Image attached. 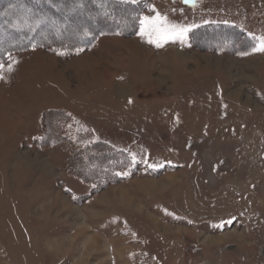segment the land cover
I'll use <instances>...</instances> for the list:
<instances>
[{
	"label": "rangeland",
	"instance_id": "374dc122",
	"mask_svg": "<svg viewBox=\"0 0 264 264\" xmlns=\"http://www.w3.org/2000/svg\"><path fill=\"white\" fill-rule=\"evenodd\" d=\"M66 1L49 31L80 41L104 11L80 19L88 0ZM120 1L145 8L138 35L0 62V264H264V0ZM204 28L214 40L195 46ZM57 111L70 121L43 146ZM99 142L135 174L72 175Z\"/></svg>",
	"mask_w": 264,
	"mask_h": 264
},
{
	"label": "trees",
	"instance_id": "16d2710c",
	"mask_svg": "<svg viewBox=\"0 0 264 264\" xmlns=\"http://www.w3.org/2000/svg\"><path fill=\"white\" fill-rule=\"evenodd\" d=\"M32 1L39 7L37 9L39 11L37 12L38 14L32 12L34 7L28 5V0H11V3H7V13L2 12L3 9H0V31H2L0 32L2 33L0 34V38L6 37L11 42L19 37L23 39V42L17 41L13 45H10L9 48L0 47V62L2 58L5 57L6 59L10 52H19L30 47H39L48 50L51 47L58 48L59 46L70 51L76 48L86 50L91 49L97 42V38L101 35L117 34L125 37L137 35L140 29L139 21L145 10L144 7L141 8L137 4L120 0H88L86 4H83V10L77 14L78 18L85 19L87 14H98L101 10L104 13L94 20L93 29L86 33H83V31L80 41H74L70 37H65L60 30H57V34H52L49 31L50 29L54 30L56 24L62 23V17L66 16L71 9L69 5L71 3L64 0V2H61L62 5H56L51 0ZM1 3L2 0H0V5ZM10 4L11 6H9ZM16 9L19 10L16 12ZM14 13L21 15V17L27 14L28 18L14 19L12 22V18L10 19L9 17L14 15ZM121 20H125L126 23L121 24ZM114 22H119V24H114ZM26 26L29 30L28 32H23ZM66 27L68 25H65ZM72 27L78 28L76 24H73ZM208 29H199L200 32L194 39L195 46L199 41L203 43L208 39L214 40L215 34L211 33V30ZM218 30H221V32L227 30H231L233 33L236 32L235 29L227 26L219 27ZM223 36H226L225 41L227 43L230 35L224 34ZM206 50L208 49L206 48ZM64 112L57 111L55 113H48L42 117L45 130L41 141L43 146L62 141V130L65 128V124L70 121V117ZM134 167H136L135 163L129 155L115 151L102 142L93 143L78 149L74 152L69 162V170L76 178L83 182H93L95 177H97L102 180L104 183L103 186L118 182V179L113 177V174L116 172L133 168L135 174L136 169Z\"/></svg>",
	"mask_w": 264,
	"mask_h": 264
},
{
	"label": "snow or ice",
	"instance_id": "6c2138e0",
	"mask_svg": "<svg viewBox=\"0 0 264 264\" xmlns=\"http://www.w3.org/2000/svg\"><path fill=\"white\" fill-rule=\"evenodd\" d=\"M260 51H264V43H262V46L260 48Z\"/></svg>",
	"mask_w": 264,
	"mask_h": 264
},
{
	"label": "bare ground",
	"instance_id": "6f19581e",
	"mask_svg": "<svg viewBox=\"0 0 264 264\" xmlns=\"http://www.w3.org/2000/svg\"><path fill=\"white\" fill-rule=\"evenodd\" d=\"M96 243V242H95ZM89 245V244H88Z\"/></svg>",
	"mask_w": 264,
	"mask_h": 264
},
{
	"label": "crops",
	"instance_id": "0c3cea01",
	"mask_svg": "<svg viewBox=\"0 0 264 264\" xmlns=\"http://www.w3.org/2000/svg\"><path fill=\"white\" fill-rule=\"evenodd\" d=\"M192 32V31H191Z\"/></svg>",
	"mask_w": 264,
	"mask_h": 264
}]
</instances>
